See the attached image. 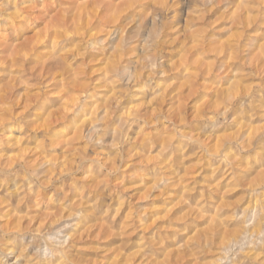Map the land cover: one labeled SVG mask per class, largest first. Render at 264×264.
Wrapping results in <instances>:
<instances>
[{"label":"rangeland","instance_id":"obj_1","mask_svg":"<svg viewBox=\"0 0 264 264\" xmlns=\"http://www.w3.org/2000/svg\"><path fill=\"white\" fill-rule=\"evenodd\" d=\"M0 264H264V0H0Z\"/></svg>","mask_w":264,"mask_h":264}]
</instances>
